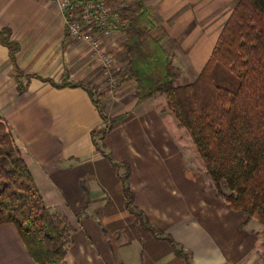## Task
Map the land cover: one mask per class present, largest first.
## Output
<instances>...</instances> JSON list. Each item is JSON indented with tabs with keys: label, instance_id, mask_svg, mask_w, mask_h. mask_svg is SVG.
<instances>
[{
	"label": "crops",
	"instance_id": "0c3cea01",
	"mask_svg": "<svg viewBox=\"0 0 264 264\" xmlns=\"http://www.w3.org/2000/svg\"><path fill=\"white\" fill-rule=\"evenodd\" d=\"M237 1L136 0L135 7L142 3L153 11L159 35L179 42L174 48L182 54L172 53L174 63L180 56L192 58V63L180 60L178 67L190 66L196 79ZM0 31V119L9 126L45 207L67 218L74 230L63 264H188L171 242L155 238L127 210L125 164L134 205L190 255L192 264H264V226L246 221L217 193L220 203L207 201L205 192L197 196L202 188L192 166L183 161L182 150L171 154V117L161 128L156 113L161 104L173 115L164 95L142 104H132L127 92L118 102L101 96L108 120L123 117L101 138L109 121L90 91L104 87L102 65L90 46L68 36L59 8L49 0H0ZM4 39L19 48L14 57ZM129 83L124 89L135 86ZM97 139L111 159L97 149ZM148 171L155 172L153 185H159L160 175L174 177L185 188L183 204L161 210L162 197L153 188V195L139 192ZM0 264H36L11 224L0 225Z\"/></svg>",
	"mask_w": 264,
	"mask_h": 264
},
{
	"label": "trees",
	"instance_id": "16d2710c",
	"mask_svg": "<svg viewBox=\"0 0 264 264\" xmlns=\"http://www.w3.org/2000/svg\"><path fill=\"white\" fill-rule=\"evenodd\" d=\"M127 20L126 33L132 34L133 40L127 43L131 55L128 73L140 91L139 101L164 95L169 110L190 135L217 195L229 209L242 211L246 221L255 219L264 226V0L237 1L205 67L186 84L178 83L179 75L158 38L147 34L158 27L153 11L139 3ZM3 42L14 57L19 48L9 40ZM122 118H113L101 138ZM95 142L111 159L103 145ZM125 165L127 210L140 220L144 230L171 242L176 255L192 264L190 255L134 205L128 182L130 168ZM3 224L15 226L36 264H61L65 260L74 230L67 218L45 207L9 126L0 119Z\"/></svg>",
	"mask_w": 264,
	"mask_h": 264
},
{
	"label": "rangeland",
	"instance_id": "374dc122",
	"mask_svg": "<svg viewBox=\"0 0 264 264\" xmlns=\"http://www.w3.org/2000/svg\"><path fill=\"white\" fill-rule=\"evenodd\" d=\"M111 2H113L112 4L116 9L121 10L123 15H125V18L126 17L129 18V16H132L133 10L134 11L138 10V8L135 7V5L137 4L136 0H111ZM125 9H130L132 11H125ZM136 14H138V13H136ZM211 26L217 28V25H211ZM127 27L122 28L119 31H116L113 34H112L113 30L110 29L109 35H108L110 37L105 42L107 45L108 54H112L114 61L116 60L114 62V67L112 69V75H113L112 77H114L116 82H118L117 85H118V88H120L119 95L115 94V92H112L115 90H112V89H110L109 86H106V84H105L106 80L104 79V87H102V88L100 87L101 89L99 88V90H96V91L94 89L95 99L99 103V105L101 106V108L103 109L105 114H106L107 110L101 104V101L102 100L104 101L105 99L101 96H105L106 100L108 99L111 102H118L119 100H121L123 98V96L127 92V93H131L132 100L130 102H132V104H134V103L142 104L144 102V101H139L140 91L137 89L135 79L133 77H131V75L128 73L129 70L131 69V60H130L131 55H130V52L127 51V43H129L128 41L131 42L133 40L131 39L132 34L130 35L129 33H126ZM158 27L155 31H153L151 33L149 31L147 34H149L153 38H158V40L161 42L162 47H163V43H164L163 48L165 51L168 50L166 52H167L170 60H172V63L174 64L176 72L179 75L178 83L179 84H186V83L194 81V77L196 75H194L193 68L191 69L190 66H181V68L178 67L180 60L183 63L184 62L192 63V58L186 57V56H184V57L180 56L178 58V60H176L174 63L172 53H174L176 55L182 54L181 51L180 52L178 51V50H180L179 48H177V47L174 48L177 45V43L179 44V42L175 43V41H173V40H164L163 37H161L162 35H159V32L161 30ZM191 28H192V26L190 27V29ZM208 28H210V27H208ZM188 34H189V32H186V35H188ZM156 35H158V37ZM182 43H183V41H182ZM145 45H146V48L149 46L147 43ZM172 45H173V49L171 48ZM135 48L137 49L138 47L135 46ZM150 49L151 48H149L148 50H150ZM206 49L209 51L210 47L208 46ZM102 70L103 69H101V74H103ZM130 80H132L135 83V86H134V84H132L131 89H128V90L124 89L126 86H128L130 84L129 83ZM119 84H120V87H119ZM133 97H135L136 99H133ZM133 101H135V102H133ZM154 102H157V104H159L160 100L155 99ZM163 110H165L166 113H164ZM156 113L158 114L159 117L162 118L161 120H158V126H160L162 123H164V121H163L164 118H170L171 117V120L167 122L168 126L171 128H174V130H175L174 138L172 139V142L171 141L168 142V144L172 148H173V145L175 146V149L171 150L172 151L171 154L179 156L180 151L182 150L181 156H182L183 161L185 163H187L188 165L192 166V170L195 173V174H193V177L194 178L198 177V181H199L201 188H202V190H199L197 192V196L198 195L201 196L202 193L205 192L207 201H210L212 203H220V199H218V197L216 196L217 190H216L215 186L213 185V183L211 182V179L206 172L205 166H204L199 154L197 153L195 145H194L190 135L188 134V132L185 130V128H183L179 125L177 120L175 121L173 119V115H170L171 113L168 112L166 106H163L161 104L159 106H157ZM152 115L157 117V115H155L154 113H152ZM113 118L115 120L116 118H118V116H116V114L111 115L109 120L107 119L109 121L108 125L112 122ZM108 125H106V126H108ZM131 139L134 140V138H131ZM97 141H98V139H97ZM99 144H100V142H99ZM153 144H157L156 140H155V142L153 141ZM176 144L177 145L179 144L180 147L177 146ZM185 155H186L187 159H185ZM151 171L150 172L148 171L146 173V176H145L144 181L142 183L145 186V189L140 187L139 192H142L143 194H145L147 191L149 195H153V191H152V188H153L154 194L162 197L161 208H160L161 210L176 209L178 206H181L184 202V196L185 195L182 196V194H183L185 188L183 190L180 183H178V182L175 183L172 180V178H174V177L165 178L166 174L158 176L159 185H153L151 183V181H152V177L155 175V172L152 175ZM192 181L193 180H191V182ZM195 183L197 184L196 181H195ZM188 185H189V193H191L192 192V184L189 182ZM165 204H168L169 206L165 207L164 206ZM1 237L3 240H5L4 242L6 243V241H7V238L5 239L6 236H1ZM113 241H115V240H113ZM262 251H263V256H264V248ZM61 264H63V263H61Z\"/></svg>",
	"mask_w": 264,
	"mask_h": 264
},
{
	"label": "built area",
	"instance_id": "2783aa9c",
	"mask_svg": "<svg viewBox=\"0 0 264 264\" xmlns=\"http://www.w3.org/2000/svg\"><path fill=\"white\" fill-rule=\"evenodd\" d=\"M49 1L61 11L68 36L92 48L103 67L106 86L115 90L112 92L119 95L118 82L112 77V69L116 60L114 61L112 54H108L105 42L110 37L108 36L110 29L113 30V34L128 26V20L121 10L116 9L111 0Z\"/></svg>",
	"mask_w": 264,
	"mask_h": 264
}]
</instances>
